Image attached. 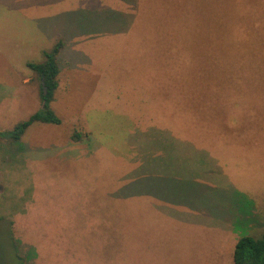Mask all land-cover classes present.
<instances>
[{"label":"rangeland","instance_id":"rangeland-1","mask_svg":"<svg viewBox=\"0 0 264 264\" xmlns=\"http://www.w3.org/2000/svg\"><path fill=\"white\" fill-rule=\"evenodd\" d=\"M261 3L0 0V264H233L264 232ZM57 43L59 124L2 138Z\"/></svg>","mask_w":264,"mask_h":264},{"label":"trees","instance_id":"trees-1","mask_svg":"<svg viewBox=\"0 0 264 264\" xmlns=\"http://www.w3.org/2000/svg\"><path fill=\"white\" fill-rule=\"evenodd\" d=\"M236 5V13L238 15L243 14L244 7L240 8ZM233 4L228 5L233 9ZM245 3V2H244ZM259 5V4H258ZM264 4H260L258 7L250 10L248 13L251 16L255 14L248 28L253 27L255 24L260 23V11H264ZM255 25V26H256ZM230 29V28H229ZM228 29V30H229ZM60 44L57 43L49 52H44V61L42 63H26L25 67L33 72L39 80V99L41 108L35 113L29 115L25 120L14 126L12 131L3 134L2 138L8 139L13 142H17L22 133L33 123L58 125L59 119L53 114L49 108V104L52 100L54 90L57 87L56 77L58 74V68L55 63L54 57L60 48ZM41 86L44 88L42 91ZM9 244V243H8ZM9 246H11L9 244ZM13 249V248H12ZM28 257V255H27ZM15 258V256H14ZM20 259V258H18ZM21 260V259H20ZM233 264H264V232L258 238H252L249 236H240L233 247L232 252Z\"/></svg>","mask_w":264,"mask_h":264},{"label":"crops","instance_id":"crops-1","mask_svg":"<svg viewBox=\"0 0 264 264\" xmlns=\"http://www.w3.org/2000/svg\"><path fill=\"white\" fill-rule=\"evenodd\" d=\"M38 17H35V18H32L31 20H35V19H37ZM35 25H37V24H35ZM39 30V29H38ZM42 30L44 31V33H45V35H47V36H51V37H53L54 38V36L56 37L57 36V33L56 32H53V33H50V31H48V30H46V27H45V25H43L42 26ZM39 32H40V30H39ZM49 34V35H48ZM26 47V46H25ZM30 48V47H29ZM39 51V50H38ZM32 52H34V49L33 48H30V51L28 50L26 53V56L27 57H30L29 55H31L32 54ZM29 54V55H28ZM39 57V56H38ZM38 59V58H37ZM26 62V61H25ZM32 63V62H31ZM36 63H40L39 62V60L36 62ZM188 226H191L192 227V225H188ZM174 230H175V228H178V227H176L175 225H174ZM179 229V228H178ZM179 231H180V229H179ZM179 231H175V232H179ZM182 233H184V232H182ZM239 238V237H238ZM237 238V239H238Z\"/></svg>","mask_w":264,"mask_h":264},{"label":"water","instance_id":"water-1","mask_svg":"<svg viewBox=\"0 0 264 264\" xmlns=\"http://www.w3.org/2000/svg\"><path fill=\"white\" fill-rule=\"evenodd\" d=\"M41 88H42V91L44 92V88H43V86H41Z\"/></svg>","mask_w":264,"mask_h":264}]
</instances>
